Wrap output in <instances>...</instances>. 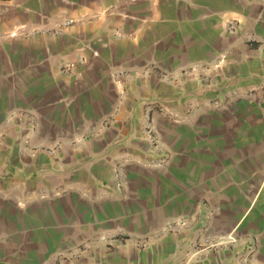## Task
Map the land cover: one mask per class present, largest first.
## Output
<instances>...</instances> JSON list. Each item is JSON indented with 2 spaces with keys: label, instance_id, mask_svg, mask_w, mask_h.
I'll list each match as a JSON object with an SVG mask.
<instances>
[{
  "label": "crops",
  "instance_id": "0c3cea01",
  "mask_svg": "<svg viewBox=\"0 0 264 264\" xmlns=\"http://www.w3.org/2000/svg\"><path fill=\"white\" fill-rule=\"evenodd\" d=\"M263 88L264 0H0V264H264Z\"/></svg>",
  "mask_w": 264,
  "mask_h": 264
},
{
  "label": "built area",
  "instance_id": "2783aa9c",
  "mask_svg": "<svg viewBox=\"0 0 264 264\" xmlns=\"http://www.w3.org/2000/svg\"><path fill=\"white\" fill-rule=\"evenodd\" d=\"M69 25H71V21H65L63 23L64 27H68ZM237 26L238 25L235 22H230L228 24L227 28L229 30L233 31L236 29ZM36 33L58 35V34L62 33V28L55 29L52 32L50 30H46V29L45 30H31L29 32L30 35H35ZM14 36H16V33L11 34V37H14ZM70 68H71V65L62 68L60 70V73L64 76L69 77L72 75ZM112 75L116 81L121 80V79H127L130 76V74L125 72V71H116ZM256 91L253 90V91L249 92L247 95V98H249L251 101L257 102L259 105L264 107V88L261 89L260 94L258 96L256 94ZM152 112H153V108H149L148 113H147V117H146V120H145L144 126H143V133H144L147 141L149 142L151 149L156 150L159 148V143H158V139L155 135L154 125H153V121H152V118L150 115ZM153 164H155L156 166L157 165H164L165 160L163 158L161 160H157V161L153 162ZM119 179L121 180V177ZM115 237H116V239H119V240H124L127 238V236L122 231H116ZM236 241H237L236 236L233 233H229L227 235L220 237L219 244L224 246L225 248H228L229 246L233 245ZM138 246L144 247L145 244L142 243V245L139 244ZM58 258H59V261H57V263H55V264H67L66 262L69 260L70 256H68L67 254H60Z\"/></svg>",
  "mask_w": 264,
  "mask_h": 264
}]
</instances>
